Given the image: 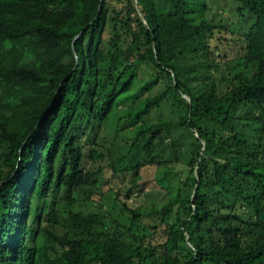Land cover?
Wrapping results in <instances>:
<instances>
[{"label": "trees", "instance_id": "obj_1", "mask_svg": "<svg viewBox=\"0 0 264 264\" xmlns=\"http://www.w3.org/2000/svg\"><path fill=\"white\" fill-rule=\"evenodd\" d=\"M220 1L0 0V264H264V0ZM155 168L128 226L71 210Z\"/></svg>", "mask_w": 264, "mask_h": 264}, {"label": "rangeland", "instance_id": "obj_2", "mask_svg": "<svg viewBox=\"0 0 264 264\" xmlns=\"http://www.w3.org/2000/svg\"><path fill=\"white\" fill-rule=\"evenodd\" d=\"M220 1V0H219ZM221 2V1H220ZM211 5V4H210ZM216 5H211V9L215 12L221 11V8ZM229 6V5H228ZM231 7V6H230ZM230 7L225 8V16H228V29L225 33V60L230 61V65L234 70L240 68L239 57L242 54L243 34L252 25L253 17L244 14L242 18L233 15ZM157 113H154L156 116ZM162 115L171 118L168 111H163ZM141 186L132 187L128 199H125V192L130 188V176H125V179L117 180L110 178L109 186L113 192L106 194L102 199L93 197L91 201L77 202L71 207V210L80 212L84 215L98 213L103 216V219L109 230L117 228V222L128 226V215L122 212L119 201L122 200L128 204L130 208H138L141 213H153L161 205L165 203L169 195L177 188L178 174L168 172L164 168L150 169L141 173ZM117 192L119 194H117ZM117 194V196L115 195ZM141 195V196H140ZM118 199V201L116 200ZM120 199V200H119ZM117 220V222L115 221ZM120 231H123L120 229Z\"/></svg>", "mask_w": 264, "mask_h": 264}, {"label": "water", "instance_id": "obj_3", "mask_svg": "<svg viewBox=\"0 0 264 264\" xmlns=\"http://www.w3.org/2000/svg\"><path fill=\"white\" fill-rule=\"evenodd\" d=\"M100 8H101V7H99V10H100ZM139 16L141 17L140 13H139ZM78 37H79V35L76 36V37L74 38V40H76ZM72 50H73V52H74L73 43H72ZM74 55H75V57L77 58L75 52H74ZM194 132H196V131H194ZM202 143L204 144V141H202ZM185 239H187V238L185 237Z\"/></svg>", "mask_w": 264, "mask_h": 264}]
</instances>
